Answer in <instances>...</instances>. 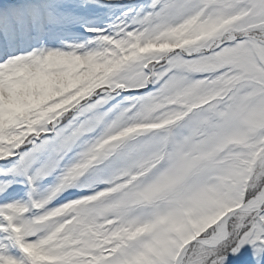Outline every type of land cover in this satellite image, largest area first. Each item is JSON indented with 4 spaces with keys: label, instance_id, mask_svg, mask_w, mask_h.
I'll use <instances>...</instances> for the list:
<instances>
[{
    "label": "snow or ice",
    "instance_id": "6c2138e0",
    "mask_svg": "<svg viewBox=\"0 0 264 264\" xmlns=\"http://www.w3.org/2000/svg\"><path fill=\"white\" fill-rule=\"evenodd\" d=\"M0 264H264V0H0Z\"/></svg>",
    "mask_w": 264,
    "mask_h": 264
}]
</instances>
